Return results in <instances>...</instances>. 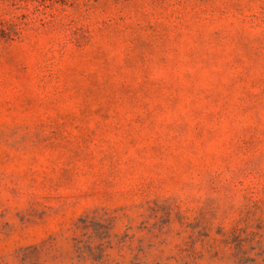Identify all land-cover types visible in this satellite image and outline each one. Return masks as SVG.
Listing matches in <instances>:
<instances>
[{"label":"rangeland","instance_id":"rangeland-1","mask_svg":"<svg viewBox=\"0 0 264 264\" xmlns=\"http://www.w3.org/2000/svg\"><path fill=\"white\" fill-rule=\"evenodd\" d=\"M0 264H264V0H0Z\"/></svg>","mask_w":264,"mask_h":264},{"label":"trees","instance_id":"trees-1","mask_svg":"<svg viewBox=\"0 0 264 264\" xmlns=\"http://www.w3.org/2000/svg\"><path fill=\"white\" fill-rule=\"evenodd\" d=\"M10 38L9 33L0 26V40Z\"/></svg>","mask_w":264,"mask_h":264}]
</instances>
